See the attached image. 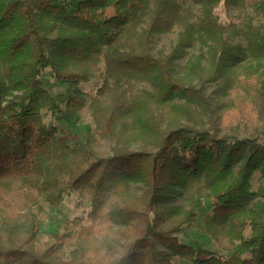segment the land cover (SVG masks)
I'll use <instances>...</instances> for the list:
<instances>
[{
    "label": "trees",
    "instance_id": "obj_1",
    "mask_svg": "<svg viewBox=\"0 0 264 264\" xmlns=\"http://www.w3.org/2000/svg\"><path fill=\"white\" fill-rule=\"evenodd\" d=\"M88 97L81 140L46 123ZM242 99L264 133V0H0V264H264V141L222 131ZM204 190L230 255L181 238Z\"/></svg>",
    "mask_w": 264,
    "mask_h": 264
},
{
    "label": "rangeland",
    "instance_id": "obj_2",
    "mask_svg": "<svg viewBox=\"0 0 264 264\" xmlns=\"http://www.w3.org/2000/svg\"><path fill=\"white\" fill-rule=\"evenodd\" d=\"M185 6H192V0H179ZM251 11V10H250ZM236 14L239 12L236 11ZM253 13V12H252ZM177 39V31L173 34L165 35L160 38L159 40V48L168 51L171 45ZM46 77L49 76V73L46 72L44 74ZM51 88L53 91L57 92L61 90L63 87L54 82L52 79ZM100 81L96 80L89 85H85L84 88L88 93H92L96 88L99 86ZM240 107L232 108L231 112L227 115L223 116V125L222 131L223 133L226 132V129H230L232 127L238 128L237 135L241 137H250V138H258L264 141V133L259 128V123L254 120L246 119L248 118L247 108L248 105L242 99ZM90 105V98H87V106L82 112V118L80 122L75 125H67L63 122L58 121L53 117H48L46 119V123L53 124L58 128H61L63 133L61 134L62 137L68 139L70 142L74 140H81L82 135L85 133V130L88 126L93 125L92 122V111L89 107ZM244 117V118H242ZM227 126V128H226ZM259 183V180H256V184ZM264 183V181L262 182ZM211 197L209 193L204 190L201 195V208L199 211L198 218L194 224H191L185 228V230L181 234V238L184 242L188 244H196L204 243L209 249L213 251L221 252L222 254L230 255L228 253H224L220 251L216 244L207 236L203 229L204 225V216L207 213H212L213 206L211 205ZM80 201L77 194H73L72 196L68 197L65 203L62 205L60 209H53L48 205L42 204V210L40 214V221H41V233L42 237L45 238L47 235L52 233L54 230H58L60 232L64 231V228L69 220L74 219L77 216H80L83 211L88 210V203L87 201H83L82 207L79 209L77 208V202ZM238 252L243 253L245 251L244 248H238ZM183 264H192V263H183Z\"/></svg>",
    "mask_w": 264,
    "mask_h": 264
}]
</instances>
